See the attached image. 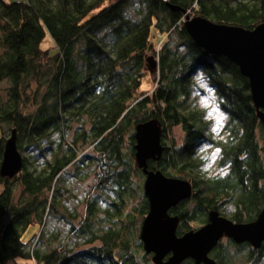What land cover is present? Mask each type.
<instances>
[{"label":"trees","instance_id":"16d2710c","mask_svg":"<svg viewBox=\"0 0 264 264\" xmlns=\"http://www.w3.org/2000/svg\"><path fill=\"white\" fill-rule=\"evenodd\" d=\"M187 15L254 29L264 0H0V264H162L169 254L156 259L140 237L148 171L192 185L169 210L178 236L213 214L236 224L261 216L262 110L236 64L193 42ZM47 32L53 45L42 49ZM197 75L225 113L217 138L197 104ZM148 122L160 150L141 160L136 128ZM13 130L22 167L4 176ZM203 144L218 152L212 174ZM90 175L81 211L68 208L67 180ZM50 213L68 223L67 238L44 232ZM181 264H264V242L223 235L207 258Z\"/></svg>","mask_w":264,"mask_h":264},{"label":"water","instance_id":"95a60500","mask_svg":"<svg viewBox=\"0 0 264 264\" xmlns=\"http://www.w3.org/2000/svg\"><path fill=\"white\" fill-rule=\"evenodd\" d=\"M184 27L197 46L209 54L223 55L239 67L249 80L253 103L262 110L260 116L264 122V23L254 29H245L187 15ZM135 147L141 160L159 152V133L154 123H144L136 128ZM21 167L22 155L13 130L5 141L1 173L13 176ZM144 193L150 211L144 219L140 237L145 249L154 253L156 259L161 260L169 254L162 264H181L188 258L205 259L223 235L237 243L248 242L256 247L264 242V209L257 220L245 224H236L213 214L208 224L178 236V220L169 214V210L191 196L192 185L160 171H148Z\"/></svg>","mask_w":264,"mask_h":264},{"label":"rangeland","instance_id":"374dc122","mask_svg":"<svg viewBox=\"0 0 264 264\" xmlns=\"http://www.w3.org/2000/svg\"><path fill=\"white\" fill-rule=\"evenodd\" d=\"M53 45V40L50 34L47 32L42 39L40 46L42 49L50 48ZM195 79L198 81V87L200 89V94L197 96V104L198 107L205 110L207 113V118L211 120V124L209 125V130L212 132L213 137L217 138L219 136V128L220 125L225 118V113L218 108L215 100V95L213 90L205 84L200 75L195 76ZM7 82L1 83L0 85H5ZM146 87H152V83L149 78L145 80ZM5 131L8 132V127L6 125L3 126ZM0 125V135H1ZM8 134L6 136L8 137ZM199 153L207 158V161L204 165V170L208 174H212L217 171L215 167V161L217 157V150L211 147L209 144H203L199 147ZM94 185V178L90 175L83 180L77 178H69L66 182V186L70 189L73 196L66 202L68 208L73 209L76 208L78 211H81V201L85 194L89 191L91 187ZM68 223L63 220L60 216H56L53 213H50L47 216L46 223L44 226V232L49 234L52 231H57L60 235L59 239L67 238L69 235ZM38 229L36 226H31L24 234V239L28 238L31 232ZM223 237V236H222ZM20 261V259H18Z\"/></svg>","mask_w":264,"mask_h":264}]
</instances>
